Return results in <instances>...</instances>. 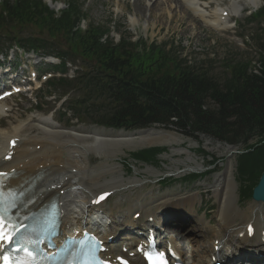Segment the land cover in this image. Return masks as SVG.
<instances>
[{
	"label": "trees",
	"instance_id": "obj_1",
	"mask_svg": "<svg viewBox=\"0 0 264 264\" xmlns=\"http://www.w3.org/2000/svg\"><path fill=\"white\" fill-rule=\"evenodd\" d=\"M66 5L67 9L56 14L44 0H2L0 39L22 47L21 41L26 42L32 50L39 45L62 61L79 58L83 67L78 79L59 83L78 87L84 96L76 107L87 104L92 115H99L94 120L98 125L124 130L172 127L187 137L204 135L233 147L243 146L237 156L242 182L239 197L252 199L264 174V41L254 68L248 62L232 64L220 81L162 47L151 45L141 53L139 47H147L143 42L122 38L115 43L109 38L110 27L91 25L83 31L79 25L87 15L79 1L66 0ZM257 19L264 22V10ZM34 27L45 39L16 36ZM166 152L152 148L131 157L152 164Z\"/></svg>",
	"mask_w": 264,
	"mask_h": 264
},
{
	"label": "rangeland",
	"instance_id": "obj_2",
	"mask_svg": "<svg viewBox=\"0 0 264 264\" xmlns=\"http://www.w3.org/2000/svg\"><path fill=\"white\" fill-rule=\"evenodd\" d=\"M60 1L61 2L52 3L51 0H45L48 5L47 7H49L51 11L54 10L56 12L64 8L67 9V5H65L66 0ZM78 1L79 6L82 8V12L87 15V22L84 23L83 26L88 27L94 25L96 27H110L111 34L109 38H113L115 42H118L122 36L131 37L132 42L143 41V43L148 46L144 48L139 47L138 50L141 53L149 51L148 47L150 45L163 47L167 52H170L173 57L178 60H184L186 65L199 68L220 81H223L227 77L229 65L239 62H248L254 68L260 57L261 40L264 41V25H262L261 28H257L255 25L247 26L245 19L252 12L250 11V9L253 10L252 7H259V4L260 8L263 6L262 1L259 2L257 6H254L253 4H249L248 0H242L243 6L239 12L229 18L230 20L236 18L232 20V23L236 22V28L226 33L211 30L207 26V23L193 16L195 12L187 11L186 9H184V12L180 10L179 5L176 3H172V8H169V10L164 13L163 8L165 9V7H167L168 9L169 6L164 3L159 8H156L154 7L157 4L156 0ZM213 1L215 5L210 6L209 9L211 13L214 12L217 4H221L224 8L231 6L230 0H212L210 5L213 4ZM244 9L245 12L243 13ZM28 30L36 34L44 35L35 27ZM31 58V63H42L40 60L33 58L32 55L23 57L26 61L31 60ZM77 64L79 65V63ZM35 88H37V85H34V89ZM62 93L60 89L49 91L43 86L41 90H37L32 95L27 94L25 96L13 98L7 103L8 108L13 109V111L5 108L7 112L5 116H8V113H13L9 118L3 119V121L1 119L2 127H0V132L11 129L19 125V123L25 128L29 125L34 126L35 122L31 123V121H35L40 117L43 118V116L53 115L54 120L57 122L56 124L63 129L60 128V130H65L64 132L89 133L95 129L109 137H117L122 134V132L106 130L94 125L85 123L79 124L77 121L68 122L69 117H64L62 114H59V107H56L53 103L54 98L59 97ZM49 94H52V97L45 99ZM150 130L171 133L181 139V142L153 146L138 145L139 147L135 143L129 147L119 148V150L107 149L105 151L106 157L105 155L102 157L103 160L99 159V156L93 153L88 156V160L87 158L85 159L92 168L99 166L101 162H108V165L114 166L118 170V173L115 175L118 179L117 181H123V184L127 185L120 188L121 190H114L116 193L114 192V195L108 200L107 204L104 205V210L113 213L117 218V222L120 223L121 220H125L126 211L133 207L132 205H134L135 199L140 193L147 197L149 195L163 196L167 194L191 196L190 194L198 192L202 195L200 198L202 197L203 201L200 200L202 203H198L197 207L200 208L201 211L206 210V214L213 222V229H217V211L219 204L214 198L213 187L218 178L224 174L231 157L234 164L235 184L237 186V205L240 209H247L254 203L252 199L240 200L239 197L242 182L237 175V156L241 150H243V146L233 147L234 153L232 154L220 153L219 148H222L221 146H228L231 148L232 146L218 142L204 135H200L198 138L187 137L172 127H157L156 129ZM139 132H128L131 134L123 135L129 136ZM134 145L136 146L134 147ZM153 147L166 148L167 152L160 155L157 163H154V165L146 166L143 164H135L136 166L134 167L133 173H127L129 165L133 164V161L130 159L131 155L139 150ZM186 150L190 151L192 154L187 153ZM189 156L193 159V162L188 161ZM192 172L200 173L205 177L201 182L195 183V185L186 186L187 184H185L182 179ZM164 178L167 180L171 179L172 182L162 186L160 183ZM107 181H111V177H107ZM133 181L137 183L128 185V182ZM101 183L104 185V181ZM102 184H99V192L100 190L108 189L103 187ZM248 184L249 183H246V185ZM99 192L95 193L97 194ZM175 203H178V201L176 200ZM149 208L153 209L155 207L150 206ZM204 215L205 213H201L196 217L187 216V219L191 220L194 227L190 226L189 229H187L188 231L185 230L182 233L183 236L189 233L185 238L191 239V241L189 240V245L185 247V253L183 254L185 258L188 254L189 256H197L199 245L196 244V242H199L200 245H206L211 242L212 232H208L206 237L198 240L195 239V242L192 241L194 238L190 237V235L194 234L192 233L194 231L193 228L197 227L199 219H202ZM128 217L127 220L130 221V215H128ZM182 221L184 222V220ZM175 231L176 227H163V232L169 239L175 237ZM178 232L181 234V231L178 230ZM254 253L258 255L257 252ZM250 255H253V253Z\"/></svg>",
	"mask_w": 264,
	"mask_h": 264
},
{
	"label": "bare ground",
	"instance_id": "obj_3",
	"mask_svg": "<svg viewBox=\"0 0 264 264\" xmlns=\"http://www.w3.org/2000/svg\"><path fill=\"white\" fill-rule=\"evenodd\" d=\"M211 1L156 0L157 4L155 3L154 7L159 8L165 3L169 6L168 9L163 8L166 13L169 8H172V3H176L184 12V9L195 12L193 16L207 23L210 29L217 32L228 31L231 29L229 18L239 12L243 6L242 0H230L231 6L228 8L217 4L214 12L209 13L206 7ZM259 2L260 0H248V3L254 6H257ZM252 9L256 10L258 7H252ZM5 108V104H0V121L7 113ZM33 122H35L34 126L29 125L25 128L19 123L11 129L0 132V172L13 173L11 185L19 191L27 190L28 196L34 200L32 206L35 210L52 198L58 199L63 208V234L77 233L82 228V219L86 213L94 211L97 214L103 213L101 206L98 208L93 206V200L95 201L98 197L95 192H99V184H102V181H104L102 186L108 189L100 190L101 194L127 186L123 184V181H117L115 175L118 170L108 165V162H101L95 168L90 167L87 161L90 154H97L98 158L102 159L103 155L106 157L107 149L119 150L135 143L137 146H153L181 142V139L175 135L164 131L147 130L129 136L121 134L117 137H109L97 130L89 133L64 132L54 125L53 118L45 116L31 121ZM14 143L16 146L12 147ZM221 147L220 153H234L233 147ZM186 152L192 154L188 150ZM188 161L193 162V159L189 156ZM229 161L224 174L218 178L213 187L214 198L219 204L218 228L213 229L212 221L203 218L199 220L200 228H193L194 236L190 235L195 242V239L206 237V233L211 231L213 234L211 242L206 245L196 242L199 245L197 256L193 255L186 259L183 258V254L191 239L181 237L180 232L177 231L175 240L168 242V250L185 264H209L211 259L228 256V254L238 256L234 258V264H261L257 257L252 259L256 261H250V263H245L239 257H242V249L246 247L264 256V205L252 197L254 203L250 207L247 209L238 207L232 157ZM107 177H111V181L108 182ZM135 183L137 182H128V185ZM176 200L178 203H175ZM200 200L199 193L186 197L178 194L145 197L140 193L128 212V214L131 213L130 225L134 227L140 225L134 219L145 217L153 218V222L147 221L146 225L151 228L158 227L159 225L154 222L163 218L164 210L171 211L186 207L192 212L201 202ZM150 206H155V210L149 208ZM108 217L114 218L113 214ZM116 234L117 231L111 229L102 235V239H114ZM139 248V245L136 246L134 242L127 241L118 247H106V252L102 256L105 260L114 263L118 257H122L129 259L131 264H144L137 251ZM246 258L251 259V257Z\"/></svg>",
	"mask_w": 264,
	"mask_h": 264
},
{
	"label": "snow or ice",
	"instance_id": "obj_4",
	"mask_svg": "<svg viewBox=\"0 0 264 264\" xmlns=\"http://www.w3.org/2000/svg\"><path fill=\"white\" fill-rule=\"evenodd\" d=\"M5 173H0V177L5 176ZM0 204H3L2 193H0ZM11 205L9 206L10 210ZM5 209H0V248H2L5 244L12 245L14 241L18 239L19 234H21L24 230H26L27 225L20 224L8 219L5 215ZM59 213L53 215L47 221L48 231H54L57 227V216ZM24 251L26 254V259L24 260H15L13 261L9 256H3V264H37V253L31 250L29 247H25L20 245L16 248V251ZM149 260L151 264H166V261L162 257H158L157 259H153L149 256Z\"/></svg>",
	"mask_w": 264,
	"mask_h": 264
},
{
	"label": "water",
	"instance_id": "obj_5",
	"mask_svg": "<svg viewBox=\"0 0 264 264\" xmlns=\"http://www.w3.org/2000/svg\"><path fill=\"white\" fill-rule=\"evenodd\" d=\"M253 199L264 203V174L262 175L258 186L254 189Z\"/></svg>",
	"mask_w": 264,
	"mask_h": 264
}]
</instances>
